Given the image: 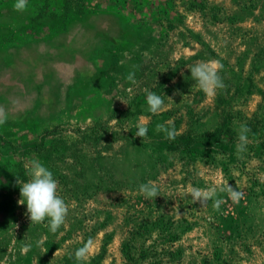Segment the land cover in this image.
Instances as JSON below:
<instances>
[{"label":"rangeland","instance_id":"rangeland-1","mask_svg":"<svg viewBox=\"0 0 264 264\" xmlns=\"http://www.w3.org/2000/svg\"><path fill=\"white\" fill-rule=\"evenodd\" d=\"M13 3L0 0V264H81L70 255L90 239V264H264V0ZM212 60L226 88L209 96L190 69ZM170 120L172 141L155 131ZM33 158L69 205L56 233L18 203ZM221 179L244 199L222 193L217 212L184 195ZM148 181L153 200L138 192Z\"/></svg>","mask_w":264,"mask_h":264},{"label":"clouds","instance_id":"clouds-1","mask_svg":"<svg viewBox=\"0 0 264 264\" xmlns=\"http://www.w3.org/2000/svg\"><path fill=\"white\" fill-rule=\"evenodd\" d=\"M13 9L17 12H25L29 7V0H14ZM223 64L219 60L208 62H200L194 64L191 69V77L197 83L200 90L205 94L215 95L217 90L226 88L220 72L223 70ZM135 68L129 71L126 80L132 84H137L135 77ZM130 90V89H129ZM146 93V103L148 111L153 115H158L165 110V101L163 97L155 92L144 89ZM9 118L8 111L4 106L0 105V125L6 123ZM157 133H163L166 140L172 141L176 139L177 132L173 121L167 123H158L155 126ZM251 129L246 123H241L237 129V140L235 144L237 157L244 158V154L248 151L249 133ZM135 135L145 138L148 135L147 122H138L136 124ZM26 175L29 179L20 183L19 204L26 205V211L29 220L33 224H43L48 221L47 227L52 233H56L65 223L69 212V205L64 198L58 194V180L54 177L52 171L47 168L39 159H31L26 165ZM18 183V182H17ZM139 194L145 199L153 200L160 195L158 185L154 181H148L138 186ZM227 193L229 199L234 204H238L245 197L242 190L233 188L227 180H219L216 184L206 187H189L184 195L190 196L194 203L206 205L209 200L213 201V211H220L221 205L225 202L220 194ZM212 217L209 216V220ZM92 240H88L83 246L77 248L70 258L74 257L81 264H90L93 254ZM28 246L25 247V252Z\"/></svg>","mask_w":264,"mask_h":264},{"label":"trees","instance_id":"trees-1","mask_svg":"<svg viewBox=\"0 0 264 264\" xmlns=\"http://www.w3.org/2000/svg\"><path fill=\"white\" fill-rule=\"evenodd\" d=\"M247 125H248L249 127L251 126V124H247ZM220 131H221V129H220ZM227 131H229V130H226V132H227ZM252 131H255L254 128L252 129ZM226 132H224V131L220 132V135L217 137V139H219V140L223 139V136H225ZM187 141H188V139L185 140V142H187ZM188 143H190V140H189Z\"/></svg>","mask_w":264,"mask_h":264}]
</instances>
